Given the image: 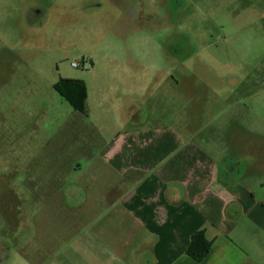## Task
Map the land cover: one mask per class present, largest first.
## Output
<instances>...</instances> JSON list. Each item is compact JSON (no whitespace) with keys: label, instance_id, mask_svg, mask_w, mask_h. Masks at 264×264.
Wrapping results in <instances>:
<instances>
[{"label":"rangeland","instance_id":"obj_1","mask_svg":"<svg viewBox=\"0 0 264 264\" xmlns=\"http://www.w3.org/2000/svg\"><path fill=\"white\" fill-rule=\"evenodd\" d=\"M61 79L86 84L87 114ZM130 102L135 122L116 117ZM165 125L223 165H254L247 184L264 192V152L245 149L264 148V0H0V264L52 261L43 245L84 225L45 197L86 183L115 136Z\"/></svg>","mask_w":264,"mask_h":264},{"label":"crops","instance_id":"obj_2","mask_svg":"<svg viewBox=\"0 0 264 264\" xmlns=\"http://www.w3.org/2000/svg\"><path fill=\"white\" fill-rule=\"evenodd\" d=\"M66 103L87 114V104L82 113ZM125 106L116 107V117L137 120L135 103ZM184 138L170 125L130 129L102 146V163H90L86 183L77 179L82 169L74 161L71 190L62 186L44 203L61 201V215L68 211L84 227L59 234L68 236V246L44 244L54 253L47 264H264V192L256 197L247 184L254 165L230 159L223 165L229 155L218 161ZM247 146L252 157L264 152ZM80 189L85 199L77 207ZM200 231L212 247L198 262L187 249Z\"/></svg>","mask_w":264,"mask_h":264},{"label":"trees","instance_id":"obj_3","mask_svg":"<svg viewBox=\"0 0 264 264\" xmlns=\"http://www.w3.org/2000/svg\"><path fill=\"white\" fill-rule=\"evenodd\" d=\"M54 90L76 111L85 113L88 100L86 84L80 80L61 79L54 85ZM212 242L208 241L204 231L197 232L187 249V255L201 262L209 255Z\"/></svg>","mask_w":264,"mask_h":264},{"label":"built area","instance_id":"obj_4","mask_svg":"<svg viewBox=\"0 0 264 264\" xmlns=\"http://www.w3.org/2000/svg\"><path fill=\"white\" fill-rule=\"evenodd\" d=\"M74 68H78V63H73L72 65Z\"/></svg>","mask_w":264,"mask_h":264},{"label":"flooded vegetation","instance_id":"obj_5","mask_svg":"<svg viewBox=\"0 0 264 264\" xmlns=\"http://www.w3.org/2000/svg\"><path fill=\"white\" fill-rule=\"evenodd\" d=\"M39 14V13H38ZM40 16V15H39ZM78 67H79V64H78Z\"/></svg>","mask_w":264,"mask_h":264}]
</instances>
